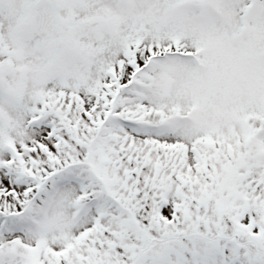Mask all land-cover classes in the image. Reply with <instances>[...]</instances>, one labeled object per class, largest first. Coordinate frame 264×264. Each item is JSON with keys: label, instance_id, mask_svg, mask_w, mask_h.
Wrapping results in <instances>:
<instances>
[{"label": "snow or ice", "instance_id": "1", "mask_svg": "<svg viewBox=\"0 0 264 264\" xmlns=\"http://www.w3.org/2000/svg\"><path fill=\"white\" fill-rule=\"evenodd\" d=\"M0 264H264V0H0Z\"/></svg>", "mask_w": 264, "mask_h": 264}]
</instances>
